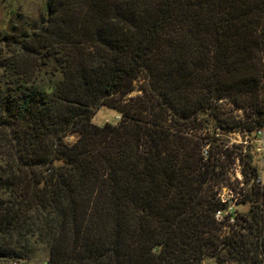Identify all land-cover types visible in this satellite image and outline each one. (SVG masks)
Instances as JSON below:
<instances>
[{
    "label": "trees",
    "instance_id": "1",
    "mask_svg": "<svg viewBox=\"0 0 264 264\" xmlns=\"http://www.w3.org/2000/svg\"><path fill=\"white\" fill-rule=\"evenodd\" d=\"M142 72L149 99L111 101ZM263 79L264 0H48L36 29L0 30V264H264L258 162L221 237L222 155L176 125L221 127L228 97L251 111L229 129L259 138Z\"/></svg>",
    "mask_w": 264,
    "mask_h": 264
},
{
    "label": "rangeland",
    "instance_id": "2",
    "mask_svg": "<svg viewBox=\"0 0 264 264\" xmlns=\"http://www.w3.org/2000/svg\"><path fill=\"white\" fill-rule=\"evenodd\" d=\"M48 0H0V30L9 33H20L25 30H33L39 27L41 21L46 18V5ZM264 83V79H263ZM144 91H150L146 74L142 72L133 83L132 90L126 94H117L111 97V101L127 102L132 100L134 105L149 99L144 95ZM138 102V103H137ZM213 113L216 114L222 126H217L219 122L211 117H202L196 113L186 121H178L176 125L181 128L184 135L192 140V144H201L202 149L212 150L216 156H221L222 167L216 169L221 172L220 182L215 185L217 196L220 199L230 198L233 211L241 215H246L250 209L248 203H240L243 193L247 190L244 185L242 175L243 166L240 158H246V153L252 155L259 164L261 176L264 178V134L263 137L253 138L251 134H243L230 130L234 125L233 120H244L250 111L249 108H237L228 97L212 104ZM211 118V119H210ZM120 120V114L108 107H100L96 110L92 123L102 126L105 123H116ZM74 141L75 137L69 138ZM255 148L262 149L260 152ZM254 149V150H253ZM206 160V159H205ZM232 222L225 220L221 225V237L230 234L235 227ZM245 232V231H243ZM47 253L35 255L34 259L17 264H47ZM203 264H215L208 260ZM233 264V263H230Z\"/></svg>",
    "mask_w": 264,
    "mask_h": 264
},
{
    "label": "built area",
    "instance_id": "3",
    "mask_svg": "<svg viewBox=\"0 0 264 264\" xmlns=\"http://www.w3.org/2000/svg\"><path fill=\"white\" fill-rule=\"evenodd\" d=\"M263 134H264V131L261 133L260 137L262 136L263 137ZM256 151L258 150V152H260L262 149L260 148H256L255 149ZM263 153V157H264V151L262 152ZM222 202H228V206H227V209L222 211V210H218L215 214V219L218 221V222H224L225 220H228L230 222H234L235 220V212L233 211V207H231L232 205L230 204V198H225V199H221ZM232 201V200H231Z\"/></svg>",
    "mask_w": 264,
    "mask_h": 264
}]
</instances>
